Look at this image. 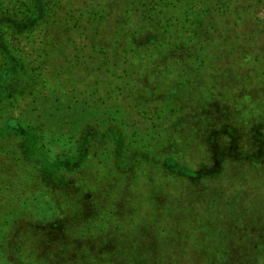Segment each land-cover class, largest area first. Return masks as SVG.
<instances>
[{
    "label": "trees",
    "instance_id": "1",
    "mask_svg": "<svg viewBox=\"0 0 264 264\" xmlns=\"http://www.w3.org/2000/svg\"><path fill=\"white\" fill-rule=\"evenodd\" d=\"M256 12L264 15V0H0V109H7L3 114H8L0 123V194L7 199L6 205H0V264H57L50 261V257L60 259L78 242L79 248L89 251L95 248L91 240L98 243L119 233L132 237L133 227L137 225L129 214L139 209L138 222H144L145 213L141 210L152 208L153 204L155 208L162 206L158 209L162 211L165 208V212L172 216L173 208L168 205V200L157 202L160 196L170 191L169 187L166 188L169 181L174 183L180 180L182 183L183 177H193V172L186 166L176 164L174 157L168 155L160 160L161 167L167 171L162 173L157 168L155 154L147 153L148 149L137 151L136 146L148 148V143L144 140V145H139L142 139H135L134 131L129 134V124L136 123L133 110L144 106L140 101H134L138 95L133 90L137 79L136 66L138 70L145 66L153 70L154 66L149 64L148 67V63L156 62L161 55L158 50L169 45L177 31L179 35L180 31L195 26L198 31L208 33L214 26L209 21L225 15L231 17L234 25L243 26L251 16L252 19L257 16L254 15ZM257 19L260 22L255 20V29H260L264 16ZM136 43L139 45L135 47ZM141 43L145 48H139ZM159 71V68L154 71L155 78ZM147 78L151 84L154 83V79ZM49 85L58 86L60 92L70 99L89 92L102 107H112L122 116L119 120L113 118L115 123L112 119L101 120L102 125L98 120L95 123L84 122L80 126L81 132H77L70 146L72 150L66 149L59 156L48 158L45 148L53 140L44 137L40 124L28 125L13 116V111L21 101L33 98ZM89 96L92 103H97ZM166 108H157L156 104L152 107V116L164 120L152 125L155 131L152 138H158L162 128L169 130L166 123L173 122L174 114L167 112ZM107 126L111 127V131L102 130ZM102 141L112 145V161L108 164L115 163L118 170H107L108 166L105 167L99 157L96 162L93 158V161L90 160L93 156L96 158L101 150L100 146L94 147V144ZM18 162L23 164L21 168L25 173L27 169V174L31 168L32 172L36 168L44 171L49 189L33 187L30 180H18L20 184L25 181V189H28V194H25V190L21 194L19 184L9 176ZM252 165L256 168L260 165L264 170V152L259 159L252 160ZM151 166L155 175L162 178L159 179L162 185L156 184L154 191L144 192L139 200L137 198L136 202L131 203L130 199L125 198L126 193L129 194L130 187L133 188L137 179L143 180L147 173L145 171ZM252 167L249 169L252 170ZM252 171L262 175L260 169ZM121 181L124 187L121 190L125 189V195L120 199L124 200L128 215H124L116 205L119 192H116L118 186L115 188L113 184ZM62 183L68 191L57 196L52 189L63 186ZM175 186L179 187L177 184ZM140 191L143 189H137L138 193ZM55 198L58 203L60 200V204L68 207V211L59 213L49 208L48 204L53 203ZM187 198L189 202L181 201L189 212V205L200 198L193 199L190 193ZM173 203L176 209L180 202L174 199ZM41 205L50 210V216L38 214L36 208ZM61 217L65 222H62V226ZM28 220L31 226L26 225ZM49 222L52 227L58 225V239L50 249L41 251L39 258L37 251L26 241L33 239L30 235L35 226L44 229ZM204 228L207 232L210 230ZM158 229L166 232L164 228ZM257 229L253 226L252 233L264 235L262 229ZM193 230L188 229L186 233L192 235ZM246 235L251 234L246 232ZM122 240L113 247L112 253L133 248L129 244L130 238ZM194 245L190 248L193 247L196 252L203 251L198 248L199 244ZM261 247L253 259L256 264H264V245ZM247 252L246 249V255ZM8 253L12 257L4 258V255L8 257ZM107 258H91V263L108 264ZM169 261L170 264L174 262ZM164 264H168V261L165 260Z\"/></svg>",
    "mask_w": 264,
    "mask_h": 264
},
{
    "label": "rangeland",
    "instance_id": "2",
    "mask_svg": "<svg viewBox=\"0 0 264 264\" xmlns=\"http://www.w3.org/2000/svg\"><path fill=\"white\" fill-rule=\"evenodd\" d=\"M254 15L257 16L253 19L251 16L243 26L234 25L231 17L225 15L209 21L214 26L208 33L198 31L195 26V31H191L192 26L180 31L179 35L177 31L171 43L158 50L161 55L156 62L148 63V67L149 64L154 66L153 70L146 66L138 70L136 66L137 79L133 90L138 95L134 101H140L144 106L137 111L133 110L136 123L129 124V134L134 131L133 137L142 139L139 145H144V140L148 143V148L136 146L137 151L148 149L147 153L155 154L158 159L157 168L162 173L167 171L161 167L160 160L168 155L174 157L176 164L186 166L193 172V177H183L182 183L180 180L174 183L169 181L166 188L169 187L170 191L160 196L157 202L168 200V205L173 208V215L165 212V208L159 210L162 206L155 208L152 202V208L141 210L145 213L144 222H138L139 209L130 214L126 212L124 200L120 199L125 195V189L121 190L124 188L122 181L117 182L113 184L115 188L118 186L116 192H119L116 205L124 215H132L137 225L133 227V242L132 237L120 233L98 243L91 240L95 248L89 251L79 248L78 242L60 259L53 256L50 261L57 264H94L91 263V258L99 260L108 257V264H164L165 260L168 264L169 260H174L172 264H256L253 259L262 248L261 245H264V235L253 234L251 229L256 226V231L262 229L264 233V170L260 165L257 168L253 166L252 160L259 159L264 152V21L260 29H255V20L260 22L257 18L264 15L261 12ZM137 45L139 43L134 44L135 47ZM140 45L139 48L145 46L144 43ZM156 68H159L160 76L155 78ZM147 76L154 79V83L151 84ZM47 87L33 98L21 101L13 111V116L31 126L40 124L44 137L53 140L45 148L48 158L57 157L66 152V149L72 150L70 146L75 141L77 132H81L80 126L84 122L95 123L98 120L102 125L101 120L112 119L114 122V119L119 120L122 116V113L112 107H102L89 92L70 99L60 92L58 86ZM89 95L98 104L92 103ZM155 104L157 108L167 106V112L174 114L173 122L166 123L169 130L165 132L162 128L159 136L156 135L158 138H152L155 132L152 125L164 120L152 116ZM6 111L7 109H0V123L3 118L8 117V114H3ZM107 129L111 131L110 126L102 130ZM99 144L95 143L94 147L100 146V152L90 160L96 162L99 157L100 162H104L105 167L108 166L107 170H118L115 163L108 164L112 161V145L105 141ZM10 149L13 150L11 146ZM22 166V163L16 164L9 175L19 184L21 194L24 190L28 194V189H25V181L20 184L18 180H30L33 187L49 189L44 171L36 168L32 172L31 168L27 174V169L25 173ZM250 167L252 170H262V175L259 172L256 175ZM153 169L151 166L145 171L147 173L143 180L137 179L133 188L130 187L129 194L126 193L125 198L130 199L131 203L136 202L137 198L139 200L144 192L154 191L156 184L162 185V181H159L162 178L156 176ZM140 188L143 191L138 193L137 189ZM52 190L59 196L67 192L68 188L63 184ZM30 192L29 190V194ZM188 193L193 194V199L200 198L199 201L192 202V205L188 204L191 208L189 212L181 201H188ZM174 199L180 202L176 209ZM58 201L59 203L55 198L53 203L48 204L49 208L59 213L68 211V207ZM6 202V196L0 194V205H6ZM36 209L41 216L51 215L45 206L41 205ZM186 215L187 219L184 220ZM62 222L65 224L61 217V226ZM26 225L31 226L30 220ZM44 227L40 229L35 226L30 235L33 239L26 241L37 251L39 258V253L50 249L59 234L58 225L52 227L49 222ZM203 227L210 230L207 232ZM158 228H164L166 232L162 233ZM188 229H194L192 235L186 233ZM246 232L251 235H246ZM129 238V244L133 248L111 252L122 239ZM195 243L199 244L198 248L202 252L194 250ZM109 252L111 255H108ZM9 257H12L9 253L8 257L4 255V258Z\"/></svg>",
    "mask_w": 264,
    "mask_h": 264
}]
</instances>
